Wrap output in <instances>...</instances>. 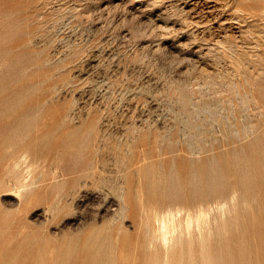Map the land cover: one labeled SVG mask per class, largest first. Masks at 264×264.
<instances>
[{
    "label": "rangeland",
    "instance_id": "obj_1",
    "mask_svg": "<svg viewBox=\"0 0 264 264\" xmlns=\"http://www.w3.org/2000/svg\"><path fill=\"white\" fill-rule=\"evenodd\" d=\"M0 264H264V0H0Z\"/></svg>",
    "mask_w": 264,
    "mask_h": 264
},
{
    "label": "bare ground",
    "instance_id": "obj_2",
    "mask_svg": "<svg viewBox=\"0 0 264 264\" xmlns=\"http://www.w3.org/2000/svg\"><path fill=\"white\" fill-rule=\"evenodd\" d=\"M24 154H22V155H24ZM22 157H24V156H22ZM26 157H27V155H26ZM15 166H17V165H15ZM26 168H27V165H26ZM17 170H19V169H17ZM28 170L30 172V169H28ZM27 174H28V172H27ZM28 176L29 175H27V177ZM22 179H26V176ZM19 184H21V183H19ZM21 187H22V184H21ZM18 188L20 190L19 186H18ZM68 188H69V186H68ZM119 196H120V198H122L124 204H126L127 203L126 196H125V193H124L122 186L120 187ZM223 202H221V203H223ZM221 206H223V204ZM124 207H125V205L123 206V208ZM209 219H210L209 210L205 207L203 202H199L198 206L195 210H191L189 207L180 206L179 204L168 205L164 208L156 209L154 211V226L152 228L153 229V231H152L153 236L151 238V241L157 240L161 245H163L165 247V249H168L173 243L181 242L183 240V237H188V238L191 237L193 235V232H197L200 236H202L203 228L206 224H208Z\"/></svg>",
    "mask_w": 264,
    "mask_h": 264
}]
</instances>
